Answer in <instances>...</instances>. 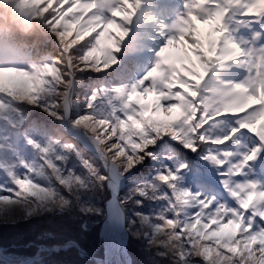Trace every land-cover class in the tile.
I'll return each mask as SVG.
<instances>
[{"label":"snow or ice","instance_id":"obj_1","mask_svg":"<svg viewBox=\"0 0 264 264\" xmlns=\"http://www.w3.org/2000/svg\"><path fill=\"white\" fill-rule=\"evenodd\" d=\"M89 185L168 264H264V0L0 2V208Z\"/></svg>","mask_w":264,"mask_h":264},{"label":"trees","instance_id":"obj_2","mask_svg":"<svg viewBox=\"0 0 264 264\" xmlns=\"http://www.w3.org/2000/svg\"><path fill=\"white\" fill-rule=\"evenodd\" d=\"M0 2H6V0H0ZM153 97L151 95L145 97L143 99V103L148 104L151 107ZM150 114V113H148ZM123 193H121L122 196ZM78 201L74 203L70 208L60 209L57 207H44L40 208L34 212L37 214L32 218H24L19 220V223L25 222H50L52 225L57 224V222L61 224L73 225L75 223L81 226V229L86 231L85 237L91 236L93 241V246L91 248L90 245L83 244L80 238L76 237V235L71 232L67 233L64 236H61V240L55 241L59 246L66 244L68 241H75L79 247L84 250L89 256H93L99 259L104 258V249L103 243L100 238V229L102 227V223L106 218L105 213V204L106 201L110 197V192L106 191L99 186H92L89 185L88 187L81 189L80 193L78 194ZM124 210L129 217V223H132L131 228L128 227V235H129V242L127 246L128 253L132 259V264H168V262L164 259H161L157 254L151 255L154 249H158L157 247L152 246L151 244L143 243L140 238L135 235L133 231V226L138 224L137 218L133 215V208L131 204H122ZM82 208H91L93 211L85 212L82 211ZM23 220V221H22ZM12 222L9 221H0V228H2L5 233L4 236H12L16 232L17 225L10 226L9 224ZM4 224V225H3ZM3 225V226H1ZM30 226V225H29ZM130 226V225H129ZM138 232V231H137ZM135 236V237H134ZM4 239V237H3ZM143 243V244H142ZM134 244H141L139 245V249L137 250L139 253H136L134 250ZM72 254L77 257V250L71 249ZM163 251V249H161ZM158 253V252H157ZM88 264H93L91 261H87Z\"/></svg>","mask_w":264,"mask_h":264},{"label":"rangeland","instance_id":"obj_3","mask_svg":"<svg viewBox=\"0 0 264 264\" xmlns=\"http://www.w3.org/2000/svg\"><path fill=\"white\" fill-rule=\"evenodd\" d=\"M198 26H204L205 27V33L208 35V33H209V26L208 25H202L201 24ZM175 50L178 51L181 55H183V50L180 49L179 46ZM142 103H143V100H142ZM107 201H106V203H107ZM105 206H106V204H105ZM123 209H124V207H123ZM7 210H8V206H4L3 208H0V221L1 222L9 221V222H12L9 224L10 226H14V225L18 226L16 228L15 234L12 235L11 237L7 236V235L4 236L5 231L2 228H0V249L6 251V253L8 255L34 257L37 255L40 248L64 247L65 244L59 246L57 243H55V241L61 240L60 239L61 236H64L67 233H71V232H73L76 235V237H78V238H80V236H81L80 240L83 244L90 245L91 248L93 246V241H92L91 236H89V240H88V237H85V234H87V232L82 230L81 226L77 223L70 225V226L68 225V223L61 224L59 222H57V224L55 226V225H52L50 222H45V221L37 222L38 220H36V222H31V223H29V222L19 223L20 222L19 220H21V219H24V218L30 219L33 216H35L37 213L34 211H36L38 209L33 210L30 215L26 214V215L17 216V217H8L6 215ZM124 212H125V210H124ZM105 213H106V218H107V208H105ZM125 214H126V212H125ZM106 218L104 221H106ZM126 218H127L126 233H127V238H128V242H129L128 227L131 228L132 223H129L130 221H129V217H127V214H126ZM32 219H34V218H32ZM104 221H103V223H104ZM103 223H102V227H103ZM3 225H1V226H3ZM102 227L100 229V235H99L101 240H102V236H101ZM133 231L135 232V235L138 238H140V240L143 243L150 244L149 238L143 235V230L141 229L139 223L133 226ZM3 237H4V239H3ZM70 242H75V241L71 240ZM103 242L104 241L102 240V243ZM139 245H141V244H134V250L136 253H139L137 251L139 249L138 248ZM71 249H73V248H71ZM103 249H104V244H103ZM161 249L162 248H158L156 250L154 249V251L151 255H156L157 252L161 251ZM104 252H105V249H104ZM48 255H49V253H44L42 256L39 255V258L36 259V261L31 263V264H45V261H46ZM78 255H79V253L77 252V256ZM128 255L130 257L129 253H128ZM74 257L76 258L77 264H88L87 258H83L80 255L78 256V259L76 256H74ZM22 260L23 259H21V261ZM130 260L132 263L131 257H130ZM15 262H16L15 264H20L19 260H15ZM150 264H151V262H150Z\"/></svg>","mask_w":264,"mask_h":264},{"label":"bare ground","instance_id":"obj_4","mask_svg":"<svg viewBox=\"0 0 264 264\" xmlns=\"http://www.w3.org/2000/svg\"><path fill=\"white\" fill-rule=\"evenodd\" d=\"M200 29L201 38L207 39V34L205 33L204 26H198ZM107 218L103 225L102 231V240L105 242L107 254L100 261H97V264H118L116 260V250L121 248V222L123 221L122 214L120 213V209L118 208V204L116 202V196L112 193L110 194V198L107 201ZM120 241V242H119ZM74 248V247H70ZM81 249V248H80ZM82 250V249H81ZM78 251V250H77ZM44 253H51V251H43V248H40L37 253V259L39 255H43ZM79 253V251H78ZM15 257L6 255V251L0 252V264H15ZM20 261V264H31L36 260L31 259H23Z\"/></svg>","mask_w":264,"mask_h":264},{"label":"water","instance_id":"obj_5","mask_svg":"<svg viewBox=\"0 0 264 264\" xmlns=\"http://www.w3.org/2000/svg\"><path fill=\"white\" fill-rule=\"evenodd\" d=\"M116 202L118 204V208L120 209V213L122 214L123 217V221L121 222V231H122V238H121V248L116 250V260L118 264H132L130 257L128 255V251H127V245H128V238H127V233H126V226H127V218H126V214L124 212L123 206L120 204L118 198L116 197ZM105 223V221H104ZM103 223V225H104ZM102 231H103V227H102ZM102 236V233H101ZM120 242V241H119ZM70 247H74L76 250L79 251V255L83 258H87L89 261H91L93 264H97V261H100V259L94 258L92 256H89L85 251L81 250L80 247L75 243V242H68L64 245V247H58V248H44L43 251H51V252H56L59 250H66ZM104 248H105V252H104V256L107 254V250H106V245L104 242ZM2 251V249H0V252ZM8 255V254H6ZM8 256H14L15 259L14 260H20V259H31V260H36L37 255L34 257H27V256H17V255H8Z\"/></svg>","mask_w":264,"mask_h":264}]
</instances>
